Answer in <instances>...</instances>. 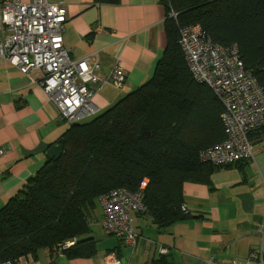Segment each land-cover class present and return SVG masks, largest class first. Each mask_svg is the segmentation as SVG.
<instances>
[{
	"label": "trees",
	"instance_id": "16d2710c",
	"mask_svg": "<svg viewBox=\"0 0 264 264\" xmlns=\"http://www.w3.org/2000/svg\"><path fill=\"white\" fill-rule=\"evenodd\" d=\"M163 4L167 44L152 78L105 111L68 125L52 145L63 147L60 158L46 160L0 209V264L35 258L40 251L91 259L98 253L90 230L96 200L116 189L134 192L143 180L146 215L164 230L186 217L180 210L184 183L210 186L212 174L235 165L217 168L200 161L202 151L224 138L222 107L192 79L177 45L178 29L198 25L214 42L235 44L264 92V0ZM145 129L149 136L142 134ZM259 130L264 125L254 132ZM66 243L73 245L62 249ZM151 264L168 262L162 257Z\"/></svg>",
	"mask_w": 264,
	"mask_h": 264
},
{
	"label": "crops",
	"instance_id": "0c3cea01",
	"mask_svg": "<svg viewBox=\"0 0 264 264\" xmlns=\"http://www.w3.org/2000/svg\"><path fill=\"white\" fill-rule=\"evenodd\" d=\"M64 5V49L73 60H98L99 76L120 60L127 77L121 90L99 88L92 100L98 113L149 81L167 44L163 0H51ZM41 88L7 61L0 62V209L46 162V152L67 129ZM250 160L211 175L210 186H182L187 213L158 231L148 215L133 216L138 235L134 248L115 237L105 251L123 264H219L264 254V130L253 132ZM100 227V224H99ZM101 231V230H100ZM160 249H166L162 256ZM105 251L91 259L66 260L62 254L22 258L20 264H103Z\"/></svg>",
	"mask_w": 264,
	"mask_h": 264
},
{
	"label": "built area",
	"instance_id": "2783aa9c",
	"mask_svg": "<svg viewBox=\"0 0 264 264\" xmlns=\"http://www.w3.org/2000/svg\"><path fill=\"white\" fill-rule=\"evenodd\" d=\"M169 18H176L171 12ZM66 21L64 5L51 0H0V62L7 61L31 83L39 86L56 108L60 120L68 125L79 123L98 113L92 100V87L111 86L121 90L127 71L120 60L110 72L99 76L97 58L73 60L62 42ZM179 46L187 69L195 83L205 86L222 107L220 120L224 138L200 154L202 163L225 167L253 157L249 134L264 125V92L244 68L235 44L214 42L200 26L178 29ZM0 149V157L5 154ZM147 180L134 192L116 189L100 196V230L105 237L121 239L134 248L138 235L133 216L146 215L144 192ZM181 212L186 214V206ZM73 243H66L67 249ZM164 256L166 249H160ZM18 261L5 264H20ZM103 264H123L113 253L104 254ZM205 264H219L208 259ZM231 264H264V254L255 252L245 261Z\"/></svg>",
	"mask_w": 264,
	"mask_h": 264
},
{
	"label": "rangeland",
	"instance_id": "374dc122",
	"mask_svg": "<svg viewBox=\"0 0 264 264\" xmlns=\"http://www.w3.org/2000/svg\"><path fill=\"white\" fill-rule=\"evenodd\" d=\"M85 120H88V118L85 119ZM85 120H82L79 123L84 122ZM63 125L66 126V127H68V124H66V123H63ZM142 134L144 136H149L151 134V131L149 129H145ZM95 218L96 219H94L91 222V226H90L91 235H92L93 238H95V239L98 240L97 241V250H98V252H103L111 244H114L115 245V238L105 237L102 234V232L100 231V227H99L100 210L99 209L96 210V216H95ZM133 228H134V226H133Z\"/></svg>",
	"mask_w": 264,
	"mask_h": 264
},
{
	"label": "water",
	"instance_id": "95a60500",
	"mask_svg": "<svg viewBox=\"0 0 264 264\" xmlns=\"http://www.w3.org/2000/svg\"><path fill=\"white\" fill-rule=\"evenodd\" d=\"M63 147L61 145H55L49 148L46 152V158L48 161H56L62 154Z\"/></svg>",
	"mask_w": 264,
	"mask_h": 264
}]
</instances>
